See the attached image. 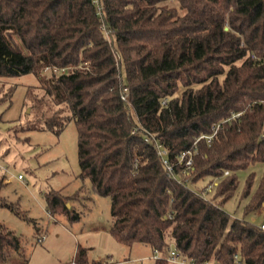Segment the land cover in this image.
<instances>
[{
    "label": "trees",
    "instance_id": "obj_1",
    "mask_svg": "<svg viewBox=\"0 0 264 264\" xmlns=\"http://www.w3.org/2000/svg\"><path fill=\"white\" fill-rule=\"evenodd\" d=\"M28 74L37 120L23 130L60 135L75 122L80 177L111 198L117 242L264 264V230L224 209L237 172L264 163V0H0V78ZM194 148L185 170L179 157ZM77 195L46 194L49 214L69 216ZM263 203L264 174L246 211ZM22 244L0 224V264ZM74 262L89 264L85 251Z\"/></svg>",
    "mask_w": 264,
    "mask_h": 264
},
{
    "label": "rangeland",
    "instance_id": "obj_2",
    "mask_svg": "<svg viewBox=\"0 0 264 264\" xmlns=\"http://www.w3.org/2000/svg\"><path fill=\"white\" fill-rule=\"evenodd\" d=\"M38 84L32 74L0 78V180L6 179L0 194L12 206L0 208V224L23 241V253L13 255L10 264H72L83 251L89 264H155L149 245L127 246L111 235V198L97 195L91 180L80 177L75 122L60 135L25 130L37 120L27 89ZM35 94L43 97L45 92L38 88ZM252 174L251 193L244 197ZM263 174L264 163L237 172L238 189L224 205L232 219L259 227L264 223V203L256 211H246ZM209 183L205 179L194 189L200 191ZM52 191L71 197L78 193L68 204L69 216L49 214L45 196ZM75 213L80 216L77 221L70 217ZM41 236H46L43 243L38 241Z\"/></svg>",
    "mask_w": 264,
    "mask_h": 264
},
{
    "label": "built area",
    "instance_id": "obj_3",
    "mask_svg": "<svg viewBox=\"0 0 264 264\" xmlns=\"http://www.w3.org/2000/svg\"><path fill=\"white\" fill-rule=\"evenodd\" d=\"M123 99H126V97L124 96ZM211 138L212 136L208 137V139H211ZM146 141L150 143L153 142L155 144V147L158 150L159 155L163 159L164 165L166 166L167 170L170 172V175L173 176L172 175L173 166L167 160L168 151L165 148H163L162 145L159 144V142H157L156 140L153 141L152 137L150 136L146 137ZM195 153H196V149L194 148V149L187 150L180 155L179 162L181 164H184L185 170H189L192 168L194 164ZM226 174H228V172ZM19 179H22V177L19 176ZM260 228L264 230V223L260 226ZM45 240H46V236H41L40 238H38V241L40 243L45 242ZM235 258H236L237 263L241 264L239 257L236 256ZM152 259L154 262H157L159 260H165L167 264H197L195 261L188 258L186 255L182 254L176 247H173V246L169 248L166 254L161 253L159 250H155L153 253ZM72 264H76V263L73 262ZM207 264H222V263L216 261V262H211Z\"/></svg>",
    "mask_w": 264,
    "mask_h": 264
},
{
    "label": "crops",
    "instance_id": "obj_4",
    "mask_svg": "<svg viewBox=\"0 0 264 264\" xmlns=\"http://www.w3.org/2000/svg\"><path fill=\"white\" fill-rule=\"evenodd\" d=\"M6 180V179H5ZM6 182V181H5ZM143 258H146V257H143ZM139 260V259H138ZM140 261V260H139ZM140 264H142V263H140Z\"/></svg>",
    "mask_w": 264,
    "mask_h": 264
},
{
    "label": "water",
    "instance_id": "obj_5",
    "mask_svg": "<svg viewBox=\"0 0 264 264\" xmlns=\"http://www.w3.org/2000/svg\"><path fill=\"white\" fill-rule=\"evenodd\" d=\"M68 207H70V206L68 205Z\"/></svg>",
    "mask_w": 264,
    "mask_h": 264
}]
</instances>
